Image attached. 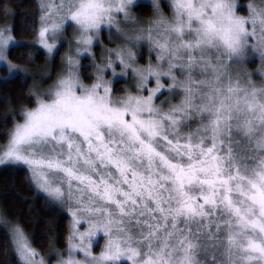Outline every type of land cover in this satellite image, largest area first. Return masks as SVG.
Instances as JSON below:
<instances>
[{"label":"snow or ice","instance_id":"6c2138e0","mask_svg":"<svg viewBox=\"0 0 264 264\" xmlns=\"http://www.w3.org/2000/svg\"><path fill=\"white\" fill-rule=\"evenodd\" d=\"M146 6L38 0L43 66L13 63L0 27V83L32 79L0 166L68 218L66 247L42 254L0 212L17 264H264V0Z\"/></svg>","mask_w":264,"mask_h":264},{"label":"trees","instance_id":"16d2710c","mask_svg":"<svg viewBox=\"0 0 264 264\" xmlns=\"http://www.w3.org/2000/svg\"><path fill=\"white\" fill-rule=\"evenodd\" d=\"M241 4H247L249 0H238ZM134 9L137 13L147 17L151 15L150 3ZM9 12L5 15V9ZM246 13V8L240 9ZM38 0H0V27L5 25L14 27L13 36L20 46L12 47L10 60L19 67H29L26 63L31 53V59L35 65L45 64L43 50L36 46L32 30L36 27L34 21L38 19ZM110 46V45H109ZM96 52H100L97 47ZM63 48L61 54H63ZM85 63H88L85 61ZM143 63V61H141ZM59 56L54 65L58 68ZM9 73L6 68L0 70V77H6ZM39 79V77H37ZM50 82V81H49ZM32 83L31 77L27 83L23 79H13L8 83H0V133L4 126H11L12 116L19 119L18 110L21 104L28 103V98L22 96L27 86ZM0 212H6L10 218L22 223L33 239V246L42 254L51 252L52 248L63 249L66 247L65 236L68 218L60 211L50 210L45 207L42 199L29 187L26 180V172L22 168L0 166ZM0 264H17L12 251H4V230L0 228Z\"/></svg>","mask_w":264,"mask_h":264},{"label":"rangeland","instance_id":"374dc122","mask_svg":"<svg viewBox=\"0 0 264 264\" xmlns=\"http://www.w3.org/2000/svg\"><path fill=\"white\" fill-rule=\"evenodd\" d=\"M140 2L142 3V2H145V3H150V0H140ZM165 2H166V0H165ZM239 2V1H238ZM239 4H241L240 2H239ZM248 4V3H247ZM247 4H241V5H243V6H246ZM246 8V7H245ZM240 14L241 15H246L247 14V12L246 13H241V11H240ZM69 34H70V30H69ZM102 40H104V42H105V44L108 46V47H112L113 45H108L107 44V35L105 34L104 36H102ZM19 44V43H18ZM36 46H38L39 47V45H36ZM40 48V47H39ZM43 50V49H42ZM63 53L65 52V51H67V46H65V48H63ZM95 52H96V50H94ZM96 54L97 55H99V52L97 53L96 52ZM10 59V58H9ZM259 63H260V61L258 60V59H255V58H253L250 62H248L247 64H246V69H247V71H249V72H253V73H255L256 72V70H257V68H258V66H259ZM2 68H6V66H0V70L2 69ZM254 79H256V80H258L259 79V76L257 75V76H254L253 77ZM100 244L102 245L103 244V240H101L100 241ZM97 251H99V248H97L96 249Z\"/></svg>","mask_w":264,"mask_h":264}]
</instances>
